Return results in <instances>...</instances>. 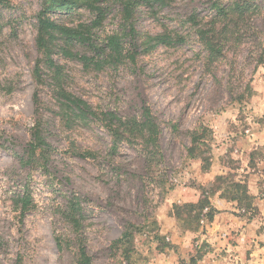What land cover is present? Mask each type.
Listing matches in <instances>:
<instances>
[{
  "label": "rangeland",
  "instance_id": "rangeland-1",
  "mask_svg": "<svg viewBox=\"0 0 264 264\" xmlns=\"http://www.w3.org/2000/svg\"><path fill=\"white\" fill-rule=\"evenodd\" d=\"M209 6V0H205V5H201L199 0H195L191 9L185 10L182 14L183 19L178 22V26L172 25L169 20V16L173 11V5L170 3L167 7L156 11L155 14L144 7L138 8L131 22L136 35L130 33L128 27L125 32L122 24L117 25V28H123L120 36L125 49L136 56L134 63L125 61L118 66H106L101 71H87L75 61L59 60L56 58V61L62 65L61 77L66 90L81 97L94 110L111 111L119 117L131 119L140 118L143 109L148 107L157 120L158 114L167 113L170 107L178 106V111L175 115L179 119L172 125L171 129V131L177 133L176 138H171L163 133V130L160 128L157 146L162 154V158L167 159L171 164L170 171L179 173L187 170L190 173L189 179L184 183V187L189 188L190 191L179 192L177 194L178 199L183 200V203L178 205L175 200L167 203V197L163 201L157 200L158 215L151 221L150 225L141 223V216L137 215V213H140L141 208L148 204L149 200V197L140 189L129 192L117 181V184L113 185L116 194L112 196L108 191L98 188L91 198L99 201V211L96 209H92L91 211L85 209L83 222L85 227L83 229L85 233L84 241H87L85 246L92 258V264H108L109 260H115L116 257H114L113 252L109 249L110 244L126 230L133 232L132 248L128 263L122 260L118 264H135L132 257L133 255H137L139 251L136 235H144L146 229L150 232H157V235L152 236L151 239L158 242L155 252L158 256H162L163 259L155 261V264L166 262L168 257L164 255L163 250L165 248L170 249V251L175 250L178 246L169 244L164 239L163 227L161 226L167 227L168 221L173 220L174 216L178 215V208L187 210L190 217L193 212L196 213V217L199 214V219L196 221L199 224L203 210L200 212L198 203L205 198L208 199L205 193L215 195L218 185L214 182L218 176L225 177L228 175L233 181L245 184L247 193L251 197L249 201L252 206L256 202L258 195L260 199L264 200V142H262L264 141V135H261V131L264 130V61L258 64V55L253 57L251 50H248V53L243 55L238 61L240 71L237 80L239 82L233 85L232 80L229 79L228 86L219 93V98L212 94L206 97L210 101V104H214L217 107L216 111H213L212 107H209L210 121L228 112L230 105L235 104L238 106L234 114V120L230 115L224 116V123L228 126L224 131L225 133L231 132L233 135L229 137L232 142L231 145L222 154H220L219 149L225 141L222 139L220 143H216L218 128L198 124L203 118L204 112L201 110L200 115H197L193 111L194 102H189V96H195L196 93L190 92L188 95L185 94V89L188 87L189 82H191L193 88L199 87L200 77L197 75L193 81L188 72L189 69H192L194 73L196 70L192 68V65H189L188 68H184V65L188 64L190 60L199 62L203 56L204 64L201 68L202 70H207L205 52L198 43L195 34L188 33L185 35L187 27L191 26L187 22V18L191 15H196L199 18L200 12H211ZM119 9L116 4L114 9L108 7L107 19L114 10H116V15L120 16ZM50 16L62 23L66 18V15L59 11ZM162 21L167 22L168 26L166 29H168L172 37L180 36L184 39V42L171 47H158L151 53L143 54V36L160 33L161 31L157 29L165 27L161 23ZM24 22L22 7L16 5V0H9V5L6 7L0 4V33H3L5 28L11 27L12 36L14 37ZM35 35L36 31L28 32L24 37L26 41L25 49L20 50L15 59L11 54L7 59L0 56V65H3L5 70L9 67V61L12 62L11 71H8L7 75L4 76L3 83L0 84V169L3 170L0 174L2 175H7L8 171L12 169L13 163H15L18 169L27 168L22 167L18 159L24 156L32 128L30 120L33 117L40 114L38 124L40 125L44 139L50 145L51 152L54 151L53 141L59 138L61 130L71 131L75 123L73 122L70 128H67L57 115L55 101L52 96L51 82L47 78V69L43 68L41 72L45 81L43 85L37 84L33 78L35 63L39 57L35 47ZM241 42L243 43V41ZM80 51L83 52L81 49ZM228 51L233 52V49L229 48ZM223 57L227 58L225 54ZM0 75H3V73H0ZM140 90L148 92L151 102L145 100L142 104L133 107L132 102L136 99V94ZM35 93L38 94L40 99L38 107L33 103V95ZM122 97L126 99L122 111L117 113L109 105L119 103ZM161 97H163V101ZM104 101H107V103H104ZM185 109H187V113ZM246 113L251 114V119H249V115ZM181 120L183 121L182 127ZM165 122L171 123L167 115H165ZM93 123H83L80 126V131L87 135ZM53 125L57 130L55 134L51 130ZM253 125L257 127H253ZM194 126H199L205 132L197 145L196 151L189 154L188 148L191 147L190 132L195 130ZM241 137L245 138L246 147L237 152L236 146ZM100 140H104L105 143L100 144L97 141L95 144L90 143L87 147L81 144L80 148L82 150L73 152V155L77 157L76 164L78 168L82 169L90 180L98 179L96 175L97 167H99L102 161H97V156L101 153L110 155L118 151L117 146L115 150H112V147L106 149V145H113L111 139L100 137ZM74 147L75 144L69 145L70 149ZM201 151H204V157L208 159L206 164H203L201 161ZM85 152L89 153L90 156L82 158L77 154ZM13 153L15 154V161L10 159ZM65 155H67V151ZM127 156L128 153H121L119 160H116L114 157L109 172L119 173L120 169H124L125 173L137 172L138 167H129L132 161L127 159ZM225 157H229L228 167L231 168V171L227 174L220 170L223 167L220 162L224 161ZM93 162L96 163L97 167L92 166ZM44 171H48L47 167ZM209 176L212 177L211 180L207 179ZM236 177H239V179H235ZM52 179L58 180L59 178L53 176ZM60 182L62 183L63 181ZM172 187L174 189V186ZM197 192H199L198 198H186L189 195L195 196ZM229 198L230 194L226 192L221 193L215 203L208 199L215 213L210 221L206 216L209 211L203 214L207 219V226L204 227L202 234L206 235L208 233V225L212 224L218 215H222V217L229 215L242 220L248 212H251L252 215L248 217L250 222L251 219L260 214L259 207L254 208V210H246L243 207L246 201L238 205L237 202H232ZM65 199L68 202L71 198L66 194ZM16 201L14 200L10 207L8 202L4 201V206L0 207V233L10 235L13 230L19 233L27 226L29 217H32V223H37L34 214L31 212L27 213L24 217H21L20 213L18 216L12 214L18 211L15 204ZM232 204H235L237 210H233L229 206ZM66 205L63 206L62 211H57V215L60 216L62 222L69 225L62 214ZM241 208L244 209V212L239 210ZM142 215L144 218H147L148 213H143ZM191 218L196 220V218ZM15 224H19L20 227L15 228ZM261 231H264V226L257 229V235ZM168 234H172L171 230H169ZM216 234H219V230L216 231ZM236 234L237 232L233 230L232 235ZM50 235L51 229L48 231L41 229L40 235L36 238L39 240L43 236ZM0 239H2V236H0ZM147 239L148 237L145 236V241ZM58 241V238L53 236L50 244L53 247H59ZM3 243L7 244V241L5 240ZM228 243L232 244L233 242L229 241ZM261 246L264 247V244ZM228 254L227 252L221 253L223 256ZM151 255L152 251L149 250V256ZM251 255V250L245 252V260H251ZM148 258V256L142 253L137 255V261H143L144 264H147ZM179 264H184V262L179 261ZM190 264H194V261H190Z\"/></svg>",
  "mask_w": 264,
  "mask_h": 264
},
{
  "label": "clouds",
  "instance_id": "clouds-1",
  "mask_svg": "<svg viewBox=\"0 0 264 264\" xmlns=\"http://www.w3.org/2000/svg\"><path fill=\"white\" fill-rule=\"evenodd\" d=\"M169 3L173 5L169 20L172 25L178 26V22L183 19L182 14L185 10L191 9L195 0H169ZM199 3L205 5V0H199ZM16 5L22 7L25 22L17 30L14 37L12 36L11 27L5 28L3 33H0V56L5 59L10 54L15 59L18 52L25 49L26 41L24 37L29 31H40V20L46 7L45 0H16ZM103 5L115 8L114 0H102ZM95 7L96 2L94 0H77L75 15L66 17L62 26L66 29L68 26L79 27L83 25L80 30L92 34L93 41L97 44L107 43L109 36L119 37L123 28H117V25L126 24V21H122L121 17L116 15V10H114L103 24H100L99 21L96 24L89 23V21L95 20L98 15V12L94 10ZM221 7H224V13L220 16H217L215 11L200 12L199 24L196 27L188 26L185 35L195 33L200 29L209 30L214 28L218 38V47L220 44L224 45L227 58L209 50L206 55L212 62L208 64L207 70L201 68L204 64L203 56L199 62L190 60L188 64L184 65V68L192 65V68L196 70L195 73L192 69H189L188 72L193 81L197 75L200 77L199 87L193 88L191 82H189L185 94L196 93L195 96H189V102H194L193 111L197 115H200L201 110L204 112L203 118L198 124L218 128L216 143H220L222 139L225 141L219 149L220 154L231 145L232 142L229 137L233 135L231 132L225 133L224 131L228 127L224 123V116L230 115L234 120V114L238 106L235 104L230 105L228 112L210 121L208 109L212 107L213 111H216L217 107L210 104L206 97L212 94L219 98V93L228 86L229 79L232 80L233 85L239 82L237 80L240 71L238 61L248 53V50H251L253 57L264 52V0H222ZM209 21H212V23H209ZM161 23L165 27L157 30H166L167 22L162 21ZM238 41H243V43H238ZM229 48L233 49V52H229ZM11 69V61H9L7 70L3 65H0V73H3V75H0V84L3 83L4 76ZM125 99L122 97L119 103H113L109 107L119 113L122 111ZM145 100L151 102L148 92L138 91L136 99L132 102L133 107L142 104ZM161 100L163 101V97H161ZM104 103H107V101H104ZM177 111L178 106H172L167 113L158 114L156 120L163 133L173 139L177 135L176 132L171 131L172 125L179 119L175 115ZM185 112L187 113V109H185ZM165 115L169 117L171 123L165 122ZM248 115L251 119V114ZM72 119L75 122L73 130H61L59 138L53 141V152L41 154L38 151L36 156L31 157V164L27 168L18 169L13 163L12 169L8 171L7 175L0 174V207L4 206V201H7L10 207L14 200L20 199L26 208V214L33 213L37 221V223H32V217H29L27 226L19 233L15 230L10 235L0 233V236H2V239H0V264H78L81 259L80 241L84 239V230H73L71 225H66L57 215V211H62L63 206L67 204L66 194L73 203L82 205L86 210L96 209L99 211V201L92 199V194L98 188H102L115 196L113 185H116L119 181V184L129 192L140 189L149 197L148 204L141 208L140 213H137V215L141 216V223L150 225L151 221L158 215L157 200L163 201L167 197V203L175 200L178 205H181L183 200L178 199L177 194L190 191L189 188L184 187L190 173L187 170L179 173L170 171L171 164L167 159L162 158L157 144L149 141L150 132L142 121L139 124L130 121L120 126L119 124H110L109 119L101 118V120L93 123L88 130V134L85 135L80 131V126L84 122L77 119L75 115L72 116ZM39 120L40 114L30 120L34 132ZM89 120L91 121L92 118L89 117ZM182 126L183 121L181 120ZM194 127V134L202 131L199 126ZM253 127L257 126L253 125ZM51 130L54 134L57 131L54 125ZM261 135H264V130L261 131ZM100 137L116 141L118 151L110 155L101 153L97 156V161H102V163L97 167L96 163L93 162L92 166L97 167L96 175L98 179L90 180L83 170L78 168L76 164L77 157L73 155V152L81 151V144L85 147L90 143L95 144L97 141L104 144L105 141L100 140ZM72 144H75V147L70 149L69 145ZM112 146L111 144L106 145V149ZM245 147V138L241 137L236 146V151L240 152ZM66 151L67 155H65ZM121 153H128L126 158L132 161L129 167H138L137 172L125 173L124 169H120L119 173L109 172L113 158L119 160ZM48 157H51V160L47 164L48 171L45 172L44 161ZM10 159L15 161L14 153L10 156ZM228 160L229 157H225L224 161L220 162L223 165L220 170L225 174L231 171V168L228 167ZM0 172H3V170L0 169ZM53 176H57L59 179L53 180ZM207 179L211 180L212 177L209 176ZM235 179L238 180L239 177ZM232 183L233 180L227 178L224 182L218 183V190L215 195L205 194L209 200L215 203L221 193H226V190L228 193L231 192L229 186ZM142 185L143 187H141ZM172 186H174V189ZM198 197L199 192L195 196L189 195L186 198L195 199ZM229 206L233 210H237L235 204ZM209 207L203 209L199 224L191 218L195 217V212L190 217L187 210L178 208V215L174 216L173 220L168 221L167 227L161 226L163 227L164 239L169 244L178 246L175 250L170 251L168 248L163 250L164 255L168 257L165 264H179V261H183L184 264H190V261H194V264H237V262L238 264H264V247L261 246L264 244V231L257 235V229L264 226V200L260 199L259 195L257 196L253 208L259 207L260 214L251 219L250 222L248 217L252 213L248 212L242 220H233L226 227H221L219 234H216L215 230H210L204 235L202 233L204 227L207 226V219L203 214L209 211ZM239 210L244 212L243 208ZM143 213H148L147 218L143 217ZM12 214L18 216L19 210ZM242 224L244 227H241ZM19 227V224H15V228ZM41 229L44 231L51 229V235L43 236L38 240L36 237L40 235ZM169 230H171V235L168 234ZM233 230L237 232L236 235H232ZM156 235L157 232H150L147 229L144 235H136L139 249L137 255L142 253L148 256L147 264H155V261L163 259L155 252L158 242L151 239L152 236ZM53 236L58 238L59 247H53L50 244ZM145 236L148 237L147 241H145ZM5 240L7 244L3 243ZM229 241L233 243L229 244ZM101 242L103 243V241ZM85 244H87L86 240ZM126 247H128L127 244H118L117 249L119 251L113 249V251H117L116 258L115 260H109L108 264H118L122 261V253ZM149 250L152 251L151 256H149ZM249 250H251L252 259L246 261L245 252ZM222 252L229 254L223 256L221 255ZM137 255H133V262L144 264L143 261H137Z\"/></svg>",
  "mask_w": 264,
  "mask_h": 264
},
{
  "label": "trees",
  "instance_id": "trees-1",
  "mask_svg": "<svg viewBox=\"0 0 264 264\" xmlns=\"http://www.w3.org/2000/svg\"><path fill=\"white\" fill-rule=\"evenodd\" d=\"M94 2H96V7L94 10L98 12V15L95 20L89 21V23L96 24L97 21H99L100 24H103L107 19L106 13L108 7L107 5L102 6V0H94ZM209 2L210 11H215L217 16H220L224 13V7H221L222 0H209ZM45 3V11L42 13L40 20V31L36 30L35 35V47L39 57L35 63L33 78L37 84L43 85L45 81L41 72L43 68L47 69V78L51 82L52 96L55 101L57 115L59 116L61 122H63L67 128H70L74 122L72 119L73 115H75L77 119L82 120L84 124L99 121L101 118L109 119L110 124H119L120 126H123L125 123L130 121H135L137 124L142 121L150 132L149 141L158 145L160 128L156 123L154 115L148 107L143 109L142 116L139 119H124L111 111L94 110L85 100L66 90L64 87L61 77L62 65L56 61V58L59 60L75 61L87 71H101L106 66H118L119 64H123L125 61L134 63L136 56L125 49L121 36H109L107 38V43L97 44L93 41L92 34L80 30L83 28V25H80L79 27L68 26L65 29L62 26V22H58L50 16L57 11L66 15V17L73 16L77 8V0H45ZM114 3L120 8L119 15L122 21H126V24H122L124 26V31L126 32L128 27L130 33L136 35L134 26L131 22L138 8L144 7L151 13L155 14L156 11L167 7L169 0H114ZM0 4L6 7L9 5V0H0ZM187 22H189L192 27H196L200 21L196 15H191L189 18H187ZM209 23H212V21H209ZM194 34L198 43L205 52V61L207 66L212 62L206 55L207 51L210 50L221 57L224 56V45L220 44L218 47V38L214 28L209 30L200 29ZM183 42L184 39L182 37H172L170 32H168V29H166L155 35H144L142 42V52L143 54H147L151 53L158 47H171ZM238 43L242 42L238 41ZM256 47L258 48L259 46L257 45ZM77 48L79 49L77 50ZM80 49L83 50V52H81ZM263 61L264 52H261L257 57V63L260 64L263 63ZM33 103L37 105V107L38 103H40L37 93L33 95ZM89 117L92 118L91 121L89 120ZM204 132V130L198 134H194L195 130L190 132L191 147L188 148L189 154H192L194 151H196L197 145L202 139ZM202 144L206 146L204 143ZM116 145L117 142L113 141L112 150H115ZM38 151L41 154L45 152L51 153L50 145L44 139L40 130V125L37 123L35 132L33 131V128H31L30 139L27 143L24 156L19 157L18 159L20 165L22 167H28L31 164V157L36 156ZM77 154L82 158L90 156L87 152ZM200 154L201 161L203 164H206L208 159L204 157V151H201ZM50 158L51 157H48L44 161V170H46ZM227 178H229L228 175L225 177L218 176L214 183L218 185V183L224 182ZM229 187L231 189V192L229 193L230 201L237 202L238 205L242 204L243 201H246L243 207L246 210H254L252 204L249 201L251 200V197L247 193V187L245 184L233 181ZM15 204L19 210L20 216L24 217L26 215V208L23 204V201L17 199ZM209 205L210 203L208 199L205 198L203 201L198 203V208L201 212L205 207H209ZM214 213L215 210L210 206L209 212L206 215L209 221L212 220ZM62 214L65 221L72 226L73 230L79 231L80 229L85 228L83 224L85 208L82 205L73 203V201L70 199L67 202ZM198 216L199 214L197 217L195 216L193 218H196L197 221V219H199ZM132 242L133 232L126 230L119 238L111 242L109 249L113 252L114 257H116L117 251H119V249H117V245L127 244L128 247L124 248L122 256L123 260L127 261L128 263ZM80 243L81 259L79 260L78 264H92V258L87 252L84 239H82ZM113 249H117V251H113Z\"/></svg>",
  "mask_w": 264,
  "mask_h": 264
},
{
  "label": "crops",
  "instance_id": "crops-1",
  "mask_svg": "<svg viewBox=\"0 0 264 264\" xmlns=\"http://www.w3.org/2000/svg\"><path fill=\"white\" fill-rule=\"evenodd\" d=\"M225 216L226 217H222V215L216 216L214 222L212 224L208 225V227H207L208 232L210 230H215V233H216V231L219 230L221 227H226V225L231 224L233 220L240 221L239 219H237L233 216H229V215H225ZM241 227H243V224L241 225ZM162 264H165V262H163Z\"/></svg>",
  "mask_w": 264,
  "mask_h": 264
}]
</instances>
